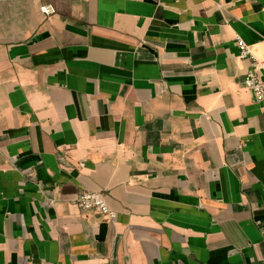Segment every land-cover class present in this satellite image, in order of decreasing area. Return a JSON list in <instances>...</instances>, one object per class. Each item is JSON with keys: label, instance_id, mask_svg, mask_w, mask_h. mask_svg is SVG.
I'll return each mask as SVG.
<instances>
[{"label": "crops", "instance_id": "0c3cea01", "mask_svg": "<svg viewBox=\"0 0 264 264\" xmlns=\"http://www.w3.org/2000/svg\"><path fill=\"white\" fill-rule=\"evenodd\" d=\"M237 37L264 60V0H0V264H264Z\"/></svg>", "mask_w": 264, "mask_h": 264}, {"label": "built area", "instance_id": "2783aa9c", "mask_svg": "<svg viewBox=\"0 0 264 264\" xmlns=\"http://www.w3.org/2000/svg\"><path fill=\"white\" fill-rule=\"evenodd\" d=\"M45 16L54 13L55 9L50 3L40 6ZM238 56L249 62V70L243 78V86L251 93L256 102L264 103V60L255 56L250 46L241 38H236ZM75 204L81 209H92L103 216L106 220L113 221L117 213L111 209L102 191H84L78 194Z\"/></svg>", "mask_w": 264, "mask_h": 264}]
</instances>
